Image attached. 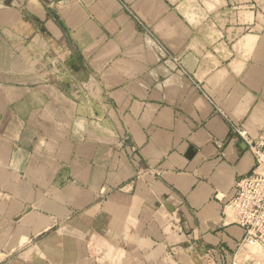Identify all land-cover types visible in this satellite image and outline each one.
<instances>
[{
	"label": "crops",
	"instance_id": "crops-1",
	"mask_svg": "<svg viewBox=\"0 0 264 264\" xmlns=\"http://www.w3.org/2000/svg\"><path fill=\"white\" fill-rule=\"evenodd\" d=\"M234 125L264 130V0H0V264L239 260Z\"/></svg>",
	"mask_w": 264,
	"mask_h": 264
},
{
	"label": "built area",
	"instance_id": "built-area-1",
	"mask_svg": "<svg viewBox=\"0 0 264 264\" xmlns=\"http://www.w3.org/2000/svg\"><path fill=\"white\" fill-rule=\"evenodd\" d=\"M232 130L243 140L254 163L248 173L236 179L226 202L232 220L243 231L237 248L242 257L234 258L231 264H264V255L255 248L258 246L264 254V130L256 138L241 125H234Z\"/></svg>",
	"mask_w": 264,
	"mask_h": 264
},
{
	"label": "bare ground",
	"instance_id": "bare-ground-1",
	"mask_svg": "<svg viewBox=\"0 0 264 264\" xmlns=\"http://www.w3.org/2000/svg\"><path fill=\"white\" fill-rule=\"evenodd\" d=\"M228 210V209H227ZM228 216H232V215H229V214H227Z\"/></svg>",
	"mask_w": 264,
	"mask_h": 264
}]
</instances>
